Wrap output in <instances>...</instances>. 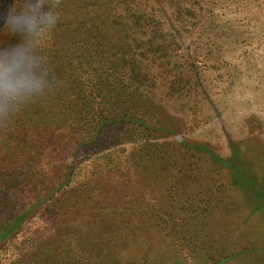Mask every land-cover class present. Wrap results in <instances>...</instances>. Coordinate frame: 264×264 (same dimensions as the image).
<instances>
[{"label":"rangeland","instance_id":"rangeland-1","mask_svg":"<svg viewBox=\"0 0 264 264\" xmlns=\"http://www.w3.org/2000/svg\"><path fill=\"white\" fill-rule=\"evenodd\" d=\"M58 11L56 86L0 124V233L21 220L0 264H264L259 13L241 0Z\"/></svg>","mask_w":264,"mask_h":264},{"label":"clouds","instance_id":"clouds-1","mask_svg":"<svg viewBox=\"0 0 264 264\" xmlns=\"http://www.w3.org/2000/svg\"><path fill=\"white\" fill-rule=\"evenodd\" d=\"M0 0V124L11 123L28 105L56 86L45 54L60 21L59 0Z\"/></svg>","mask_w":264,"mask_h":264},{"label":"trees","instance_id":"trees-1","mask_svg":"<svg viewBox=\"0 0 264 264\" xmlns=\"http://www.w3.org/2000/svg\"><path fill=\"white\" fill-rule=\"evenodd\" d=\"M241 1L245 2L248 6L250 5L252 8H254L257 11V13H259L260 17L262 18L263 24H264V0H241ZM16 3H17V0H11V3L9 4V8L10 9L14 8ZM2 29H3V26H0V42L10 43L11 41H9V39L6 36H4ZM1 144L4 146L5 149L10 148L8 147V138L7 137L3 138L0 134V145ZM20 224H21V220H19L16 225L9 224L3 227L2 228L3 232L0 233V242L3 241L5 238H8L9 235L16 233L18 231Z\"/></svg>","mask_w":264,"mask_h":264}]
</instances>
